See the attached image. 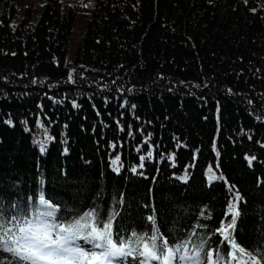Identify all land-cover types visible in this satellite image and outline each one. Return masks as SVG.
<instances>
[{"label": "trees", "instance_id": "obj_1", "mask_svg": "<svg viewBox=\"0 0 264 264\" xmlns=\"http://www.w3.org/2000/svg\"><path fill=\"white\" fill-rule=\"evenodd\" d=\"M87 1L0 0L5 210L42 189L66 220L130 239L154 214L225 254L239 193L233 238L264 255V0Z\"/></svg>", "mask_w": 264, "mask_h": 264}, {"label": "snow or ice", "instance_id": "obj_2", "mask_svg": "<svg viewBox=\"0 0 264 264\" xmlns=\"http://www.w3.org/2000/svg\"><path fill=\"white\" fill-rule=\"evenodd\" d=\"M209 173V181H214L211 168ZM241 199L235 193L227 209L230 223L216 230L228 249L222 254L207 241L192 239L195 231L183 239L166 237L154 214L147 217L150 233L133 231L130 239L114 229L115 214L105 219L96 208L66 220L41 189L35 201L29 198L27 209L14 203L15 211L9 213L0 201V252L7 254L0 264H264V255L246 250L233 238Z\"/></svg>", "mask_w": 264, "mask_h": 264}, {"label": "rangeland", "instance_id": "obj_3", "mask_svg": "<svg viewBox=\"0 0 264 264\" xmlns=\"http://www.w3.org/2000/svg\"><path fill=\"white\" fill-rule=\"evenodd\" d=\"M76 1V0H75ZM79 1V3H81V5H87L86 3H90V1H87L86 0V3L84 2L85 0H78ZM71 5H73V3H71ZM78 5H80V4H78ZM89 6V5H88ZM35 142H36V144H38V147H39V149L41 150V151H44L45 150V148H46V146H47V141H45V142H41L40 140H38V138H36L35 139ZM0 258H6V255L5 254H3V253H0ZM130 264H138V262H131L130 261Z\"/></svg>", "mask_w": 264, "mask_h": 264}]
</instances>
